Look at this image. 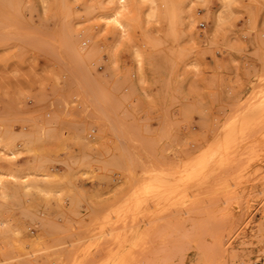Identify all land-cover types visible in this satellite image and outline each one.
<instances>
[{"label": "rangeland", "instance_id": "1", "mask_svg": "<svg viewBox=\"0 0 264 264\" xmlns=\"http://www.w3.org/2000/svg\"><path fill=\"white\" fill-rule=\"evenodd\" d=\"M263 109L264 0H0V264L262 260Z\"/></svg>", "mask_w": 264, "mask_h": 264}, {"label": "bare ground", "instance_id": "2", "mask_svg": "<svg viewBox=\"0 0 264 264\" xmlns=\"http://www.w3.org/2000/svg\"><path fill=\"white\" fill-rule=\"evenodd\" d=\"M264 110V109H263ZM242 126V125H241ZM239 127V126H238ZM237 127V128H238ZM238 129H240V128H238ZM242 129V128H241ZM231 131V130H230ZM234 131V130H233ZM240 131V130H239ZM232 133V132H231ZM228 136V135H227ZM228 138V137H227ZM224 140H225V138H224ZM233 140V139H232ZM231 139H230V142L232 141ZM226 145H228V143L226 144ZM229 145H230V143H229ZM224 147H225V144H224ZM227 147V146H226ZM228 148H230V147H228ZM227 148V149H228ZM116 239H118L117 237H116ZM115 239V240H116ZM119 240V239H118ZM120 242V241H119ZM262 260H264V245H263V248H262V251L260 252V256H259ZM208 259V258H207ZM124 260V259H123ZM210 260V259H209ZM121 262V261H120ZM122 264V263H121Z\"/></svg>", "mask_w": 264, "mask_h": 264}, {"label": "built area", "instance_id": "3", "mask_svg": "<svg viewBox=\"0 0 264 264\" xmlns=\"http://www.w3.org/2000/svg\"><path fill=\"white\" fill-rule=\"evenodd\" d=\"M253 264H264V260H258L256 262H254Z\"/></svg>", "mask_w": 264, "mask_h": 264}]
</instances>
